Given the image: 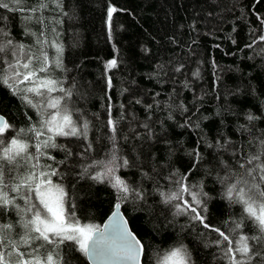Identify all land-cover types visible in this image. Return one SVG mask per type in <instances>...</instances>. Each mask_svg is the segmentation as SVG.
Returning a JSON list of instances; mask_svg holds the SVG:
<instances>
[{"label": "trees", "instance_id": "1", "mask_svg": "<svg viewBox=\"0 0 264 264\" xmlns=\"http://www.w3.org/2000/svg\"><path fill=\"white\" fill-rule=\"evenodd\" d=\"M39 3L23 0L22 5L0 8V29L8 34L4 39L24 45L28 55L39 58L32 61L33 69L41 66V53L47 54V71L37 76L69 90L71 96L61 105L67 103L78 124L88 122L86 139L55 137L64 147L46 149L48 155L40 157L41 165L50 164L60 173L51 179L64 186L76 217L99 227L119 202L142 243V264H157L181 245L191 264H227L221 251L227 242L217 246L214 241L222 238L212 229L231 239L258 234L248 220L232 231L233 221L244 214L240 204L226 197L221 180L230 170L241 172L237 162L255 153L264 139V40L259 39L264 35V0H61L60 6L49 3L30 11ZM109 7L117 9L110 20ZM13 59L11 51L0 53V74L11 76L7 61ZM111 60L116 66L106 67ZM27 86L30 82L19 88ZM23 95L0 82V113L13 125L4 134L5 142L19 129L39 127L41 115L56 111L42 106L38 112ZM27 95L43 105L41 97ZM248 115L257 119L249 122ZM109 119L117 121L115 133ZM44 131L42 139L48 135ZM21 139L34 154L32 135ZM113 154L115 165L128 161L115 167L114 175L134 192L119 193L110 178L92 179L102 171L96 162L107 163ZM31 170L24 159L18 166L6 165L5 183H16L12 177ZM180 183L207 194L202 197L206 205L193 206L209 228L193 220L190 211L177 214L176 204L192 203L189 193L165 203V196L178 192ZM16 203L25 207L19 197ZM20 219L15 208L0 209V224L14 225L8 233L11 239L23 234ZM249 243L255 247L254 241ZM60 259L61 264H88L66 245L61 246ZM249 264H264V255L253 256Z\"/></svg>", "mask_w": 264, "mask_h": 264}, {"label": "snow or ice", "instance_id": "2", "mask_svg": "<svg viewBox=\"0 0 264 264\" xmlns=\"http://www.w3.org/2000/svg\"><path fill=\"white\" fill-rule=\"evenodd\" d=\"M60 2L61 0H40L38 7L30 9V11L36 12L39 9L47 8L49 3L60 6ZM22 3L23 0H0V8L9 9L10 4L22 5ZM19 10L24 11L25 9L21 7ZM116 10L114 7H109V20ZM27 19H31V17H27ZM7 35L3 29H0V53L11 51L14 59L7 61V69L11 72V76L0 74V82L12 88L14 94L23 92L24 95L21 98L32 107L37 108L38 112L42 106L56 111L48 114L47 117L41 115L38 122L39 127L33 125L28 129H19L16 135L7 142H5L4 134L13 125L8 123L3 116H0V209H7L9 206L15 208L17 215L21 217L17 223L23 229V234L20 235L19 239L14 240L8 235L14 225L0 224V264H61L60 250L61 246L65 245L78 251L89 261L103 258L110 264L125 261L139 264L143 246L141 241L127 228V221H123L122 218L116 219L113 226L115 235L107 238L96 225L82 224L76 217L75 205L69 202L64 186L54 183L51 179L52 176L60 175V173L50 164H40V157L48 155L46 149L64 147L55 142V137L79 136L86 139L88 122L78 124L77 121L73 120L72 112L67 103L61 105V100L71 96L72 93L69 90L62 87L58 89V81L37 76V72L44 73L47 71V54L41 53L43 57L41 66L33 69L32 61L39 58L28 55L24 45H14L12 39H4ZM259 39L264 40V35H261ZM254 43L255 41H253ZM251 46V44L247 45V47ZM57 51L59 52L61 49L58 47ZM25 57L26 59L21 63L22 58ZM116 63V60H111L106 67H115ZM57 66H59V61H57ZM20 68L26 71L21 72ZM10 80L15 81V83H9ZM25 82H30V86L19 88V85ZM109 85H111V81H109ZM57 91L64 95H49ZM27 93L41 97L43 105L33 103ZM45 97L47 98L44 99ZM247 119L251 122L257 117L248 115ZM108 124L115 133L117 121L109 119ZM45 129L48 135L42 139L45 137ZM29 133L36 141L35 144L31 145L36 149L34 154L29 152V143L21 139L22 135ZM110 139L115 141V136L113 135ZM217 143L219 144V142ZM228 143L230 142H225V144ZM249 143L251 144L252 141ZM211 146L209 145V147ZM223 146L220 145V147ZM88 147L91 148V145L89 144ZM256 148L255 153L249 154L243 162H237L241 172L237 173L230 170L221 180L222 183L226 184V197L231 203L240 204L244 214L240 220L233 221L232 231L235 232L242 228L245 220L251 221L258 231V234L252 236L240 234L238 239H231L220 229H212L222 238L214 241L217 246L227 242V246L221 248L227 264H249L253 260V256L264 255V252L256 250V248L264 249V139L258 141ZM193 154L199 155L195 152ZM19 159H24L32 170L26 175L12 177L13 180L18 181L16 183H5L6 165L18 166ZM49 159L55 160V157L49 156ZM116 159V155L113 154L112 159L107 163L97 161L96 163L101 165L102 171L97 172L92 179L102 182L106 178H110L112 187L116 188L119 193L134 192L135 190L130 189L124 180L114 175L115 167L126 166L128 161L124 160L123 165H115ZM41 168L48 170H39ZM8 171H11V168ZM85 172H87V168H85ZM183 179L185 178L182 177ZM8 188L11 189V192L16 193V196H9V192L5 190ZM184 192L192 196V203L190 204L185 200L183 205L176 204L177 214L190 211L194 213L191 217L193 220H198L204 224L205 228H209L210 225L205 223L204 216L197 211V207L193 206V204L206 205V201L202 200V197L207 196L206 193L192 191L189 186L180 183L178 192L165 196V203H170L178 198L182 199L180 194ZM138 195L142 198V193ZM161 195L164 194L161 193ZM17 197L24 201L25 207L21 208L16 203ZM120 198L127 199V196ZM116 207L118 208L119 204ZM204 210H207L206 207ZM118 216V213H113V217ZM249 241H254L255 247ZM157 264H191L190 254L181 245L167 251L161 259H158Z\"/></svg>", "mask_w": 264, "mask_h": 264}, {"label": "water", "instance_id": "3", "mask_svg": "<svg viewBox=\"0 0 264 264\" xmlns=\"http://www.w3.org/2000/svg\"><path fill=\"white\" fill-rule=\"evenodd\" d=\"M0 116H3L6 120V117L4 115H2L1 113H0ZM117 204H119V202L115 203L113 210L105 217V219L102 221V223L100 224V226L98 228L100 229L101 233H103L106 238L109 236H114L115 235V233L113 231L114 222L116 219L122 218L123 221H127V228L133 233V235L136 236V234L132 231L126 216L122 212V210L120 208V204H119L118 208L116 207ZM114 212L118 213L119 216L113 217ZM110 217H111V219H110ZM136 238L139 240V238L137 236H136ZM142 256H143V251L141 252L140 257H139V264H142L141 263ZM86 260H87L88 264H110V262L104 260L103 258H98L97 260H93V261H89L86 258ZM115 264H134V262H128V261L115 262Z\"/></svg>", "mask_w": 264, "mask_h": 264}]
</instances>
